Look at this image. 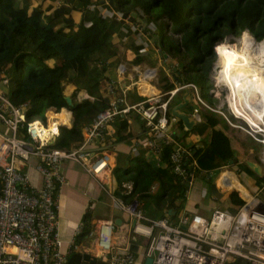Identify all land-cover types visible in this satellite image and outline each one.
Listing matches in <instances>:
<instances>
[{"label":"trees","instance_id":"1","mask_svg":"<svg viewBox=\"0 0 264 264\" xmlns=\"http://www.w3.org/2000/svg\"><path fill=\"white\" fill-rule=\"evenodd\" d=\"M74 1L80 7L91 2L98 3L97 0ZM112 1L113 10L118 15L126 17L133 12L134 18L140 17L139 21L144 23L143 30L149 33L154 46L159 49L158 53L161 56L165 53L177 60L174 70L167 69L175 81L194 84L200 98L210 106L213 97L209 92L211 85L207 73L214 60V53L216 61L220 47L226 42L223 37L237 36L247 31L257 42L264 40V0ZM106 12L114 15V12ZM167 27L171 34H167ZM115 55L116 47L111 43L109 19L97 11L89 23H59L55 17H46L38 7L27 11L16 6L12 0H0V80L6 79V98L13 106L25 105L24 122L34 119L44 122V112L50 108L58 111L65 107L71 113L70 126H60L58 135L49 147L69 149L80 143L81 128L89 125L95 114L106 106V99L102 96V89L109 78L106 65ZM73 64L79 74L75 79L76 89L69 95L70 104H67L62 94L64 73ZM79 89L84 90L92 99L76 100L75 93ZM136 98L141 100L139 96ZM174 103L175 96L166 107L168 118L169 108ZM202 116L211 130V140L203 143L200 148H192L185 163H188L187 173L191 176L200 175L210 182L213 174L207 172L226 164L233 157L234 151L224 130L218 127L219 124L228 127L224 119L208 109L204 110ZM111 126L115 140L126 137L127 121L124 115H117ZM173 127L183 130L178 119ZM19 131L24 133V127H19ZM173 147L172 143L160 144V163L157 167L154 169L146 164L139 171L140 179L133 178V186L128 194H119V187L115 194L125 202L135 197L143 203L140 205L141 211L148 217H174L182 206L186 179H181L171 170L170 153ZM238 168L252 177L257 187L264 184V176L253 173L244 162H239ZM201 170H205L204 175ZM118 172V167H115L113 177L117 183ZM153 181H157V187L150 192L149 187ZM229 196L236 205L242 202L233 192ZM89 230V224L84 221L74 237V244L77 239L84 238ZM67 255L64 264L67 263ZM225 264L248 262L235 258Z\"/></svg>","mask_w":264,"mask_h":264},{"label":"built area","instance_id":"2","mask_svg":"<svg viewBox=\"0 0 264 264\" xmlns=\"http://www.w3.org/2000/svg\"><path fill=\"white\" fill-rule=\"evenodd\" d=\"M143 27L144 23L140 22L137 33L145 34L146 38L140 39L147 45L150 36ZM144 71L150 77L156 75L154 69ZM5 83V78L0 80V264L65 263L69 250L76 248L74 237L80 225L63 249L57 214L58 193L65 183L61 164L63 161L78 163L99 182H104L110 171V157L103 143L107 127L117 115L128 117L133 113L138 116L151 133L143 144L157 154L161 144L158 138L164 144L173 141L170 132L165 130L175 118L166 116V107L184 88L191 90V99L197 101L200 108L218 112L229 123L224 113L200 98L192 83H178L164 94L151 93L139 101L129 102L124 91L116 94L117 83L110 79L104 86L106 106L83 127L80 143L70 149L52 148L48 141L58 135L59 123L54 124V118L46 115L44 122L38 119L24 122L25 105L13 106L9 102L4 92ZM76 99L92 97L78 92ZM192 112L197 113V109ZM19 127H24V133ZM172 144L171 170L186 179L185 185H188L191 174L187 173L185 160L190 156L189 150L177 141ZM29 166L38 173L39 186L30 182L25 170ZM223 177V183L228 184L227 177ZM128 188L127 185L121 187L122 192L128 193ZM248 194L243 197L236 193L242 202L234 211L225 210L216 203L207 216L177 212L175 221L168 217L146 216L134 198L123 202L116 196L111 197V201L134 219L133 231L147 236L144 254L152 258L150 264H225L235 258L244 259L248 264H264V202ZM93 227L88 237L97 253L108 254L107 264H134L133 252L127 249L111 251V220H95Z\"/></svg>","mask_w":264,"mask_h":264},{"label":"crops","instance_id":"3","mask_svg":"<svg viewBox=\"0 0 264 264\" xmlns=\"http://www.w3.org/2000/svg\"><path fill=\"white\" fill-rule=\"evenodd\" d=\"M12 2L18 7L25 8L27 11L33 7H38L46 17H55L59 23L68 21H72L73 23H78L79 21L89 23L95 11L109 19L110 38L111 43L116 47V55L107 61L108 80L112 79L117 83L116 94L118 95L121 91H124L127 101H138V98H136L137 96L142 99L151 93L164 94L167 90L177 86L178 82L175 81L170 71L165 68V61L168 55L163 57L158 51H155L156 49L154 48V41L152 39H148L149 44H142L140 38L146 37L144 33H137L140 17L134 18V15L131 14L129 19L120 17L119 15L115 17L111 16L110 13L106 11L114 12V3L112 0H97L98 3L95 2V4H91L94 3L91 2L85 7H80L74 0H12ZM150 61L152 63H150ZM120 65H123L122 69H120ZM175 65L176 62L168 68L174 70L172 68ZM157 66H159L160 69H158ZM146 68H151L156 71L154 78L146 74V71H144ZM157 71H159L158 75ZM78 74L74 64L65 71V80L63 81L62 89L63 95L69 96L76 89L77 81L75 79L78 77ZM142 88L146 90L147 94L143 92ZM78 92L85 91L82 89L77 90L75 98ZM189 92H191L190 89ZM178 93L180 97L182 90L174 95L176 102L179 100V97L176 98ZM104 95L103 87L102 96L104 97ZM197 106L198 103L193 102L191 99L184 108V111L193 116L197 121L190 130L185 131L186 129L183 126V130H180L178 127L174 128L173 126L176 123V119L170 122L167 125V130H165V132H170L173 141H177L189 150V155H191L190 150L192 148H200L203 143H207L211 140V130L202 116V113H204V110L207 108H200L199 106L198 108ZM194 108L197 109V113L192 112ZM211 111L215 113L213 110ZM55 114H57V116H55ZM44 115L48 118H54L52 122L54 124L59 123V127L70 126L71 113L65 107H61L58 111L54 108L47 109ZM126 121L127 135L122 140H115L114 138L113 127L111 126L113 121L107 127L103 146L106 148L110 157V171L105 181L102 182L103 184L87 173L78 163L73 161L62 162L64 164L63 167L61 165V169L65 177V183L61 186L58 193L57 214L60 225L59 237L62 241V248L64 249L66 243L71 239L73 232H75L84 221L89 224V231H91L94 228L93 222L95 220H111L113 222L111 251L121 252L127 249L135 255L134 264H142L145 258L144 250L148 242L147 236L133 231L132 226L134 219L113 205L111 197L117 196L115 190H117L118 187L120 189L118 192L119 194H128L123 193L121 187L127 185L129 187L128 189L131 191L133 178L139 180L141 177L139 171L144 169L146 164L155 169L160 163V160L158 154L153 152L150 146L143 144V142L147 141L151 136L149 128L143 121L133 113L126 117ZM1 128L0 125V130ZM223 130L224 134H226L229 139L230 147L234 151L232 154L233 157L228 160L226 164H222L217 169L207 172V174H213L210 182L201 178L200 175H192L190 177L188 185L186 184L184 199L182 200V206L177 211L178 213H198L207 216L210 207L216 204L217 201L221 208L234 211L237 205L229 196L231 191L228 190V186H234L236 191L244 196H248L249 194L242 187L243 185L241 186L235 180L233 172L237 173L239 181L243 182L247 187H255L257 189L263 187L260 192L264 193V184L257 187L252 177L238 169V162L242 160L240 159V155L243 151L242 144L247 142V138L243 139L244 143L240 145L239 137L242 135L240 131L231 127H225ZM83 131L84 129L82 127L81 137L84 134ZM174 135H177V137L175 138ZM158 140L161 144L163 143L161 138H158ZM173 141L172 143L175 142ZM247 150L248 152H252L253 148L249 147ZM191 163L194 164V160H192ZM115 167L119 169V183H117L116 179L113 177V170ZM25 170L30 182L35 186H39L40 177L33 166L26 167ZM201 171L204 175L205 170ZM216 174V178L220 179L213 181V177H215ZM223 176L227 177L228 184L223 183ZM196 177L200 178L201 189H198V191L194 190V194H191L188 198L189 194L192 193L191 188L193 189V183ZM108 181H110L109 186H107ZM123 183L125 184L122 185ZM63 186H66V188H63ZM156 187L157 181H153L149 187V191L153 192ZM197 193L199 194L197 195ZM133 198L136 199L135 197ZM199 199L203 200L204 204L198 205ZM121 200L125 202L124 199ZM225 201L228 203H224ZM138 204L140 207L143 203L138 201ZM169 219L175 221L176 215ZM75 244L76 248L67 255L66 264H107L108 254L97 253L88 234L85 235L84 238L77 239Z\"/></svg>","mask_w":264,"mask_h":264},{"label":"bare ground","instance_id":"4","mask_svg":"<svg viewBox=\"0 0 264 264\" xmlns=\"http://www.w3.org/2000/svg\"><path fill=\"white\" fill-rule=\"evenodd\" d=\"M234 53L227 60L226 70L218 73L215 84L228 89L233 99L232 115L264 136V40L257 42L245 31L237 40Z\"/></svg>","mask_w":264,"mask_h":264},{"label":"rangeland","instance_id":"5","mask_svg":"<svg viewBox=\"0 0 264 264\" xmlns=\"http://www.w3.org/2000/svg\"><path fill=\"white\" fill-rule=\"evenodd\" d=\"M140 22H142V21H138V23H140ZM166 32H167V34H171L170 33L171 31L169 30L168 27H167ZM239 35H237V36L226 35L223 37V40H226V42L223 46L220 47V53H219L216 61H215L216 54L213 52V50H211L214 53V60L212 61L211 66H210L208 73H207V75H208L207 77H208L210 85H211L210 90L212 89L211 91L210 90L209 91L211 92V97H213V103H212L211 107L215 110H220L222 113H224L226 115L229 123L223 117H221V116L220 117L224 119V121L226 122L228 127L237 129L238 131H240L242 133V135L239 137L240 145L242 143H244L243 139L247 138V142L242 144L243 151L240 155V159H242L241 161L242 162H244L245 160L254 161L255 163L260 165L261 171L264 174V145H263L264 136H263L262 132L259 130H254V129L248 127L249 125L246 124L245 121H243L242 119L232 115L233 113H231L232 112L231 108H232L233 99L231 98L230 93H228V89L225 88V86L223 84H218V83H217V85L215 84V82H217L218 73L222 70H226V67L228 66L227 60H229V58L235 54L234 50H235L236 45H237V40L241 37L242 34L240 36ZM161 60H162V58H161ZM174 61L177 63V60L175 58H173L172 56L171 57L168 56L166 58V61H165V63H166L165 68L168 69L169 66L174 65V63H175ZM146 62H149V61H146ZM150 63H152V62L150 61ZM214 66H216V67H215V72L213 73V67ZM157 68L160 69L159 66H157ZM158 73H159V71H157V75H158ZM212 74L214 75L213 76L214 79H212ZM156 94H158V93H156ZM178 97H179V93L177 94L176 98H178ZM214 112L216 113V111H214ZM216 114L220 115L218 112ZM219 127L222 129H225L224 127H221L220 124H219ZM249 147L253 148L252 152L251 151L248 152L247 149ZM63 164L64 163L61 164L62 167H63ZM61 171H62V169H61ZM216 177H217V174L215 177H213V181H216V179H217ZM199 179H200L199 177H196L194 179L193 189L191 188L192 193L189 194L188 198L190 197L191 194H194V190L198 191V189L199 190L201 189V187H200L201 182L199 181ZM218 179H220V178H218ZM239 184L243 185V187L245 188V190L248 193H250L251 195H253L255 197H258L259 199H261L264 202V193L263 192H260L255 187L254 188L253 187H251V188L247 187L243 182H240ZM63 188H66V186H63ZM260 189H263V187H261ZM198 194L199 193H197V195ZM206 194H208V193H206ZM220 202H222V201H220ZM202 203L204 204L203 200L199 199L198 205H200ZM216 203L220 206L218 201ZM224 203H226V201Z\"/></svg>","mask_w":264,"mask_h":264},{"label":"water","instance_id":"6","mask_svg":"<svg viewBox=\"0 0 264 264\" xmlns=\"http://www.w3.org/2000/svg\"><path fill=\"white\" fill-rule=\"evenodd\" d=\"M131 15H134V13L131 12ZM162 56L165 57L166 54L162 53ZM172 69H175V66ZM64 100L67 104H70L69 96L64 95ZM190 101H191V94L189 92V89L184 88L179 97V100L173 105H171L169 108V115L171 117H174L175 119H178L186 130H190L192 126L196 124L197 122L193 116H191L189 113H186L184 111L185 105H187ZM53 141H54V138H51L48 141V143L51 144L53 143ZM244 164L256 175H259V176L264 175L263 172L261 171L259 164L255 163L254 161L245 160ZM109 185H110V181L107 182V186ZM151 259L152 258L150 256L145 257L142 264H150Z\"/></svg>","mask_w":264,"mask_h":264},{"label":"flooded vegetation","instance_id":"7","mask_svg":"<svg viewBox=\"0 0 264 264\" xmlns=\"http://www.w3.org/2000/svg\"><path fill=\"white\" fill-rule=\"evenodd\" d=\"M241 162V161H240ZM239 163V162H238ZM230 165H232V164H230ZM260 166V165H259ZM261 168V167H260ZM239 169V168H238ZM233 174L235 175L234 177H235V180L238 182V183H240V181H239V179H238V175H237V173H235V172H233ZM259 176V175H258ZM260 176H264V175H260ZM242 186V185H241ZM243 187V186H242ZM244 188V187H243ZM245 189V188H244ZM228 190L229 191H231V192H233V193H235L236 194V188L234 187V186H232L231 185V187H229L228 186ZM258 190L259 191H261V189L260 188H258ZM256 198H258V197H256ZM259 199V198H258ZM259 200H261V199H259Z\"/></svg>","mask_w":264,"mask_h":264},{"label":"clouds","instance_id":"8","mask_svg":"<svg viewBox=\"0 0 264 264\" xmlns=\"http://www.w3.org/2000/svg\"><path fill=\"white\" fill-rule=\"evenodd\" d=\"M151 39V38H150ZM152 41V40H151ZM154 45V44H153ZM159 51V50H158Z\"/></svg>","mask_w":264,"mask_h":264}]
</instances>
